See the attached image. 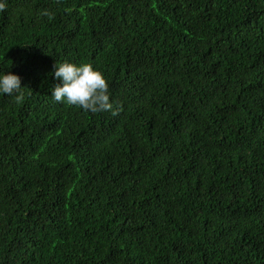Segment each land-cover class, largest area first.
Returning a JSON list of instances; mask_svg holds the SVG:
<instances>
[{
    "label": "trees",
    "instance_id": "1",
    "mask_svg": "<svg viewBox=\"0 0 264 264\" xmlns=\"http://www.w3.org/2000/svg\"><path fill=\"white\" fill-rule=\"evenodd\" d=\"M5 71L0 264H264V0H0Z\"/></svg>",
    "mask_w": 264,
    "mask_h": 264
},
{
    "label": "clouds",
    "instance_id": "2",
    "mask_svg": "<svg viewBox=\"0 0 264 264\" xmlns=\"http://www.w3.org/2000/svg\"><path fill=\"white\" fill-rule=\"evenodd\" d=\"M42 15L48 16L44 11ZM50 18V17H49ZM58 80L51 89V98L56 103L76 106L84 111L98 113L110 111L112 103L108 94V83L103 73L91 64L62 62L55 65L51 74ZM21 78L11 72H0V94L14 96L15 102L22 100Z\"/></svg>",
    "mask_w": 264,
    "mask_h": 264
}]
</instances>
